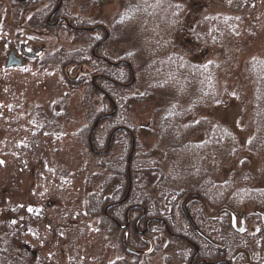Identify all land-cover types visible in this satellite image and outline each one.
<instances>
[{
	"label": "rangeland",
	"instance_id": "374dc122",
	"mask_svg": "<svg viewBox=\"0 0 264 264\" xmlns=\"http://www.w3.org/2000/svg\"><path fill=\"white\" fill-rule=\"evenodd\" d=\"M155 1L149 22L158 24L156 28L147 27L144 19L134 16L138 19L134 24L124 23L122 33L118 32L119 38L109 39L103 33L97 50L109 40L100 53L108 55L113 63L110 69H101H113L116 81L110 78L109 72H106L109 75L99 74L105 84L100 85L98 79L97 87L114 85L117 89L129 90L116 89V98L123 100L136 95L135 89L140 95L146 90L151 92L141 73L134 74L126 59L132 55L139 58L135 60L139 66L146 63L147 75L151 54L157 55V48L163 43L166 48L161 50L162 56L182 57L201 70L200 75L191 77L187 83L180 81L179 88L170 95L181 104L182 110L191 113L188 124L205 122L209 131L220 125L237 136V151L217 148L216 157L209 159L213 178L217 182L233 181L239 189L256 186L260 177L264 179V156L250 153L246 145L253 134L255 84L264 74V68L256 63L264 61V0H243L236 11L226 6L230 0ZM128 8H132L128 0H97L92 7L89 0H79L70 12L84 22H97L112 30L115 20L126 18L125 13L129 15L125 11ZM12 13L4 4L0 5V264H183L173 254L166 257L171 252L160 247L165 240L160 244L153 241L148 255L129 257L118 247L115 234L100 229L99 219L89 212V198L97 196L106 175L96 164L104 155L96 158L89 150V140L101 126L103 129L95 141L102 142L100 136L109 124L106 119L113 118L116 109L111 113L102 111L101 97L94 96L93 105L99 114L88 126V112L83 105L92 76L88 65L82 68L83 72L74 67L71 78L82 74L71 83L66 80V68L58 71L53 65L40 64L45 56L59 48L71 50L82 45L67 31L57 37H38L27 29L26 10L21 12L20 26L14 23ZM162 15L163 19L168 17L165 21L168 28L155 33L163 24L159 18ZM15 41L33 47L45 45L46 53L37 60L26 61L19 69H6L7 56L14 49ZM120 58L122 66L115 62ZM126 67L129 78L128 73L122 77ZM139 79L143 81L135 84ZM104 96L111 97L103 93ZM162 99L132 101L129 107L123 108L128 125L137 130L136 157L147 168L156 164L146 172L158 175L151 181L153 188L149 194L161 201V217L172 227L184 230L187 222L182 213L201 214L199 225L195 221L194 226L212 242L228 249L227 258L224 251L220 258L230 264H264V237L258 236L264 227L261 218L264 215L256 212L253 205L241 208L235 215L237 229L241 227L240 220H246L245 230L239 232L231 227L232 214L226 208L211 210L194 201L189 190L181 194L184 182L163 159L166 152L163 153L158 142L157 119L162 114ZM86 126L90 132L85 139L87 147L78 139L83 138ZM120 130L117 127L108 139ZM205 135L196 134L190 141L203 142ZM106 145H99L95 150L104 148L105 151ZM119 146L113 155H119ZM242 162L247 163L245 168ZM128 179H131L130 173ZM104 218L109 221L108 216ZM130 230L116 229L122 232L123 246V238Z\"/></svg>",
	"mask_w": 264,
	"mask_h": 264
},
{
	"label": "trees",
	"instance_id": "16d2710c",
	"mask_svg": "<svg viewBox=\"0 0 264 264\" xmlns=\"http://www.w3.org/2000/svg\"><path fill=\"white\" fill-rule=\"evenodd\" d=\"M155 0H128V4L131 5L132 8H128L125 11L129 13V15L122 17L119 20H115L114 27L109 30V38L113 39L118 35V32L122 33V26L125 24L128 25L129 22L134 24V20L138 18L144 19L146 21L147 27H152L153 29L157 27L156 25H151L149 22L150 12L152 8V4L155 3ZM243 0H230V2H226V6L229 10L236 11L241 7L240 4ZM131 14V15H130ZM137 16L138 18H133ZM150 16V17H149ZM165 16L162 15L159 17L162 20ZM168 18V17H167ZM167 18L163 19L161 22L163 24L160 25V28L155 33H162V29L168 28V25L165 23ZM162 26V27H161ZM99 33L100 27L98 28ZM152 29V30H153ZM151 34V32L149 31ZM123 35V34H121ZM74 41L78 42L81 40L85 46L91 42V38L89 34H74ZM103 36V33L101 34ZM116 38H119L118 36ZM79 39V40H78ZM103 37L101 38V40ZM117 41V39H114ZM162 43V41H161ZM83 44V45H84ZM104 45L99 48V50L95 51V54L100 53L104 47L109 44V40L103 43ZM166 48L163 45L161 48H157V55L151 54V62L148 63V74L146 75V63L143 62L142 66L137 63L135 60L139 59L135 56L129 55L127 57V62L129 63L130 69L134 74L141 73L143 79H139V81H135V84L143 81L148 88H151V92L146 90L145 93H141V95L136 91V95L132 97H128L126 99L116 98L115 91L117 88L114 85L100 87L102 93L106 95H111L110 98L102 97L101 91H98L96 88L92 86V83H88V89L83 96V105L87 109L86 118L89 120V124H91L97 114H99L93 105V97L100 96L102 101V111L111 113L113 110V106L110 101L113 100L116 108V114L113 118L106 119L109 124L104 131V135L100 136L102 142L99 144L95 141V138L98 139L100 130L97 128L95 132H93L91 137V145L93 149L99 148L98 146H104L108 141L110 133L115 130L117 127H125L116 134L112 136L111 146L107 154L98 159V167H101L105 170V176L103 178V182L100 185V191L97 196H91L89 198V212L92 216L97 217L100 221L98 225L100 229H104V231L108 233L115 234L116 243L119 245L120 250L127 256H136L133 253L127 252L122 245V232H116V225L109 222L104 218L107 217L103 212L107 211V215L112 217L114 220L124 221L123 219V211L127 207L126 205L134 206L132 210L135 212L130 213L131 226L132 223L137 218L138 211L143 208L149 217H161V212L159 208L161 207V201H158L156 198L152 197L149 192L152 190L151 181L153 178L158 175L154 172L149 175L146 171L153 167L147 168L143 164L142 161L136 157L135 153L138 151V141H137V130L128 125L126 118L123 116V108L129 107L130 102L140 103V102H148L155 98H163L164 101L162 106V114L159 115L158 121V142L163 147V153L166 152V155L163 159L167 160V163L171 169V171L179 177L181 176V181L184 182L183 190H181V194H186L189 190L190 196L194 199V201L200 203V205L209 207L211 210H218L220 208H226L228 212L232 215H236L239 213L241 208L247 207L248 205H253V208L256 212H260L264 215V179L260 177L257 181L256 186L251 187H242L238 188L237 185L233 183V181L229 182H217L212 176V168L209 165V159L213 156L216 157L218 152H215L218 149L231 148L233 151H237L239 149V144L237 140V136L227 127H222L220 125L210 129H207V124L205 122H201V124L191 125L188 124L189 117L191 113L185 112L182 110L181 104L175 99L171 98L170 95L174 90L179 88L180 81H185L186 83L191 77H196L200 75L201 70L195 64L192 65L189 61L183 59L178 56H162L161 50ZM90 48V47H89ZM102 49V50H100ZM90 50H82L84 54L82 55V51L75 50H66L63 49L61 52H56L54 55L48 56L46 60L42 63L43 66H55L58 71H62V69L75 65V67L81 66L86 62V59H90ZM101 54V53H100ZM104 53H102L103 55ZM135 58V59H134ZM122 58L115 61L119 66H122L121 62ZM150 63H154L153 66ZM256 63L260 64V68H264V61L257 60ZM127 68V67H126ZM100 74L109 75L110 78L116 81L114 75L116 76V72L112 70H102L101 67H98ZM124 77L128 73L129 78V70L128 68L123 70ZM106 72H109L106 73ZM182 77V78H181ZM65 78V77H64ZM126 82L129 83V80ZM211 84V82H209ZM96 85V84H95ZM97 86V85H96ZM256 86V100L253 105L254 109V120H253V134L249 139L246 148L250 153L255 155L264 156V74L260 76L259 83L255 84ZM131 89V88H130ZM134 89V88H133ZM119 92H125L129 90H121L117 89ZM132 90V89H131ZM117 91V92H118ZM108 93V94H107ZM115 96V97H114ZM123 100V102H122ZM184 113H183V112ZM87 120V121H88ZM191 120V119H190ZM84 127V135L83 138L78 137L79 141L87 147L86 137L89 136V127ZM125 131H128L129 134H126ZM196 134H206L205 140L203 142H191L193 138H195ZM132 136L135 140V152L133 153L130 164L127 165V157L130 152ZM126 139V140H125ZM89 145V144H88ZM120 145V146H119ZM119 146L118 154L113 155V151ZM104 150V148H102ZM162 153V155H163ZM247 161V160H244ZM243 163V162H242ZM247 163H243V168H245ZM147 168V169H146ZM157 168V167H156ZM149 171V170H148ZM130 173L131 179H128V174ZM141 181H144L143 183ZM130 182L129 195L125 202L122 204H117L115 207L110 204L120 202L128 192V183ZM233 183V184H232ZM116 184L115 188L113 186ZM161 195L160 197H162ZM159 197V198H160ZM259 199V200H258ZM258 200V201H257ZM113 207V208H112ZM166 207V205H164ZM191 208V207H190ZM189 208V209H190ZM182 210V208H181ZM109 211H114L112 214ZM181 212H184L183 210ZM188 215L191 222L194 224L197 221V225H199L200 220L203 218L201 214L195 215L193 212H189ZM104 215V216H103ZM181 215H184L183 213ZM200 218V219H199ZM168 222L169 228L172 226L170 222ZM189 224L187 223V226ZM158 224L154 220L152 223L148 224V237H153L155 233L158 232ZM175 228V227H174ZM165 233V230H162ZM170 240V239H169ZM126 242L130 247L137 248L143 244L140 238L130 230L129 234L126 236ZM173 242L170 240V243ZM225 257L228 256V249L224 248ZM220 252L215 250L212 247H209L208 258L213 262L217 261L220 258Z\"/></svg>",
	"mask_w": 264,
	"mask_h": 264
},
{
	"label": "flooded vegetation",
	"instance_id": "af4514ba",
	"mask_svg": "<svg viewBox=\"0 0 264 264\" xmlns=\"http://www.w3.org/2000/svg\"><path fill=\"white\" fill-rule=\"evenodd\" d=\"M79 0H0V5L4 4L7 11L12 10V15H15V19L13 20L16 25H19L20 18H21V12L22 10H26V16H25V23L27 26V29L35 32L38 37H47V36H59L61 32L67 31L68 33H73L72 35L78 34H89L91 38V42L84 46L83 42L79 40L77 43L81 44V47H78L76 49H71L77 51L84 50H90V59L86 60L85 63H83L81 66H79L80 71L83 72L82 68H85L86 65H88L89 69L91 70V78L90 81L92 83V86L96 88L98 91L99 88L95 85L98 84V79L103 80L100 77V73L98 70V67L110 69L112 66V63L108 55L106 54H95V51L98 49L100 40L102 38L101 35H98L97 30L100 27L101 34L104 33V35L107 34L109 38V30H107L103 25L98 24L97 22H84V20H80V16L76 17L75 15L71 14L70 10L71 7L73 8L74 3ZM97 0H89L90 7L95 5V2ZM69 6V9H68ZM20 26V25H19ZM94 34V35H93ZM18 36V34H17ZM40 39V38H39ZM110 39V38H109ZM15 47L13 50H11L8 54H13L15 59H19L21 62V65L19 67H12L19 69L21 68L26 61H34L44 56L45 52V45H41L40 47H33L28 44H23L21 41H15ZM23 47L28 48L29 50L35 52L40 51L41 54L36 57H27L23 51ZM90 47V48H89ZM64 48H59L58 51H54L51 54H48V56L54 55L56 52L62 53L61 51ZM83 53V52H82ZM7 56V60H8ZM48 56H45L43 60H41L40 64L44 62L48 58ZM89 62V64L87 63ZM7 62V61H6ZM43 66V65H42ZM75 65H70L66 67L65 69V75L66 80L70 81L71 83H74L78 79H80L81 74H76L74 77H70V74L72 70L74 69ZM11 68V69H12ZM10 69V68H9ZM108 71V70H107ZM100 74V75H99ZM100 80V85H104L105 81ZM103 96V93L100 92ZM107 99V98H106ZM111 105L113 106V109H116L117 106L113 101H110ZM124 129L123 127H121ZM117 129V128H116ZM115 133V132H114ZM126 134H129L128 131H125ZM111 139H108L106 142V149L96 151L92 148V143L89 140L90 152L97 158L100 155H106L109 151V148L111 146ZM126 140V139H125ZM131 142V149L127 157V165L129 164L131 157L133 153L135 152V140L132 136ZM107 150V151H106ZM129 189H130V182L128 183V192L126 194V197L123 202L126 201L128 195H129ZM123 202H115L112 204L113 206L117 204H122ZM127 207L123 211V219L124 221L116 220L109 217L107 215V212L104 214L108 216L109 220L113 222V224H116V228L120 229L123 232L129 231L130 229L134 230V233L140 238V240L143 242V244L137 248H130V253H133L136 256L140 255H148L152 252L153 248V241L154 243H159L161 240H165L164 246H160L163 251L171 252L170 255L166 256L169 257L171 254L177 259L176 261H181L183 264H230V262H227L224 258H219L216 263L214 261H210L208 258V252H209V246L214 248L215 250L219 251L222 254V251L224 250V246L221 244H217L212 242L205 234H203V231H200L194 224L190 221L189 216L184 214L185 221L189 224L185 227L184 230H181L177 227H171L168 226V220H166L163 217H149L147 216L145 210L141 208L140 211H138L136 220L131 225V220L129 218L131 212H135L133 209L134 206L126 205ZM187 216V217H186ZM262 218V217H261ZM156 221L158 224H160V227H158V232L154 234V237L150 236L148 237L147 231H148V224L152 223V221ZM119 222V223H118ZM244 223V230H245V224L246 220L241 219L240 224ZM237 223V218H236ZM262 223L264 225L263 219ZM165 230V233L162 232V230ZM132 230V231H133ZM202 230V229H201ZM243 230V231H244ZM128 235V234H127ZM126 235V236H127ZM262 235L264 237V227L263 230L258 231V236ZM173 242L170 243V240ZM126 241V237L123 238V241ZM127 244V242H126ZM149 244H151V249L148 253H144L148 250ZM160 244V243H159ZM128 245V244H127ZM145 246H147V250H144ZM218 246V247H217ZM261 249H258L260 251ZM128 252V251H127ZM261 252V251H260ZM165 257V258H166ZM247 260V259H246ZM248 261V260H247ZM179 263V262H178Z\"/></svg>",
	"mask_w": 264,
	"mask_h": 264
},
{
	"label": "water",
	"instance_id": "95a60500",
	"mask_svg": "<svg viewBox=\"0 0 264 264\" xmlns=\"http://www.w3.org/2000/svg\"><path fill=\"white\" fill-rule=\"evenodd\" d=\"M23 51H24V53H25V55H26L27 57H31V58L36 57V56H38V55L41 54L40 51L34 53L33 51L29 50V49L26 48V47H23ZM20 65H21L20 60H19V59H15L14 56H13V54H10V55L8 56V60H7V62H6L5 67H6L7 69H9V68H12V67H19ZM263 221H264V218H263ZM231 227H232L234 230H237V231H239V232H242V231L244 230V223L242 222V223H241V227H240V229H237L235 217L232 215V216H231ZM123 243H124V248H125L127 251H130L131 249H129V247L127 246L125 240L123 241ZM150 249H151V244H149V248H148V250H147L146 252H144V253H145V254L148 253V252L150 251Z\"/></svg>",
	"mask_w": 264,
	"mask_h": 264
}]
</instances>
